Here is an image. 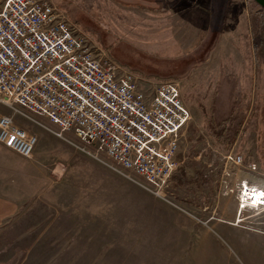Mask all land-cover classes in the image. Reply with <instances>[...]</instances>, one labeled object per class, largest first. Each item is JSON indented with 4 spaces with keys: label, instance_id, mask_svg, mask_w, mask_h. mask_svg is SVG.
<instances>
[{
    "label": "rangeland",
    "instance_id": "rangeland-1",
    "mask_svg": "<svg viewBox=\"0 0 264 264\" xmlns=\"http://www.w3.org/2000/svg\"><path fill=\"white\" fill-rule=\"evenodd\" d=\"M52 1L67 3L68 18L120 64L143 76L181 80L191 120L168 196L161 198L122 176L105 156L94 157L71 133L57 136L44 117L27 118L0 104L1 114L38 141L28 159L0 144L12 156L0 161V194L18 201L5 219L0 264L176 263L159 255L181 252L211 254L192 261L198 264H264V206L240 209L237 201L241 181L264 187V61L251 51L253 2L231 0L244 19L233 27L218 0L148 7ZM222 127L230 135L237 130L229 148L218 139ZM230 150L242 155V166L225 169ZM14 237L24 239L14 243Z\"/></svg>",
    "mask_w": 264,
    "mask_h": 264
},
{
    "label": "built area",
    "instance_id": "built-area-1",
    "mask_svg": "<svg viewBox=\"0 0 264 264\" xmlns=\"http://www.w3.org/2000/svg\"><path fill=\"white\" fill-rule=\"evenodd\" d=\"M0 104L71 133L151 194L168 196L180 141L191 120L177 79H159L114 60L52 0H0ZM37 137L0 113V144L23 158ZM227 165L242 166L228 151ZM249 168L255 170L250 164ZM137 183V182H136ZM240 209L264 206V187L241 181Z\"/></svg>",
    "mask_w": 264,
    "mask_h": 264
},
{
    "label": "crops",
    "instance_id": "crops-1",
    "mask_svg": "<svg viewBox=\"0 0 264 264\" xmlns=\"http://www.w3.org/2000/svg\"><path fill=\"white\" fill-rule=\"evenodd\" d=\"M115 1L118 2V3H131V4L139 3L140 5H142V7L143 6H147L148 7L150 5V3H156L159 6L161 4V2H162V0H115ZM56 4L59 5V7H61L62 9H64V8L66 9V7L68 8L67 3H62V1L59 2V4L58 3H56ZM216 4L219 5V9H220V7L223 6V4H226V6L224 8V12L226 13L227 18L229 20H231L232 22H234L233 27H235L237 24L239 25V21L240 20L241 21L244 20L243 17H241L243 15H240V17H241L240 18V17H238V13H234L233 10L231 9V6H230L232 4L231 0H218V2ZM203 11L205 13H208L207 10L206 11L203 10ZM247 21H248L247 27H248V30H250V22H249L248 13H247ZM236 32H238V31L233 29L232 33L235 34ZM249 35L251 37L250 32H249ZM229 36H231V35H229ZM240 37H242V39L244 41L245 40V33L243 35L241 34ZM251 42H252V39H251ZM241 50L243 52H245V49L241 48ZM251 51H252V56H253V59H254L255 58L254 57L255 54H254V50H253L252 46H251ZM177 80H179V79H177ZM179 82L181 83V91L184 94V89L182 88V81L179 80ZM0 152H1L0 153V161L3 160V159L5 160V158H4L5 155L4 154H6V155L8 154L9 158L12 157L9 153H6L5 149H3V148L0 150ZM17 203H18V201L15 198L13 199V198H10V197H5V195L0 194V243H4L5 240H6L4 238V235H3L4 229L7 228L6 224L4 225L5 219L15 210V206H16ZM8 213H10V214L7 215ZM23 239H24L23 237H14L13 241L15 243L16 240H19V242L21 243V240H23ZM6 242H7V240H6ZM210 255L211 254H209L207 252H204V253H201V252H181V253H176V254L162 253V254L159 255V256H162V257H159L160 259L166 260V261H169V260H173L174 261V260H176L178 262H176V263H174V262H167V263L163 262L162 263L161 262L159 264H198V263L192 262V261H198L199 260L200 262H205L206 260L210 259ZM14 256H15V254H14ZM0 259H3V257H0ZM9 259H10V257L7 258L6 260H9ZM154 259H157V258L155 257ZM156 263H152V264H156ZM2 264H5V263H2ZM19 264H23V263L19 262ZM201 264H205V263H201Z\"/></svg>",
    "mask_w": 264,
    "mask_h": 264
},
{
    "label": "trees",
    "instance_id": "trees-1",
    "mask_svg": "<svg viewBox=\"0 0 264 264\" xmlns=\"http://www.w3.org/2000/svg\"><path fill=\"white\" fill-rule=\"evenodd\" d=\"M254 9H250L248 16L250 22V34L252 39V47L255 56H259L260 61H264V8L259 7L254 1ZM256 7V8H255ZM256 58V57H255ZM237 130L231 135L236 136ZM230 133L225 127H222L218 139L220 142H227V148L230 147L231 141L228 142V138L231 137Z\"/></svg>",
    "mask_w": 264,
    "mask_h": 264
},
{
    "label": "water",
    "instance_id": "water-1",
    "mask_svg": "<svg viewBox=\"0 0 264 264\" xmlns=\"http://www.w3.org/2000/svg\"><path fill=\"white\" fill-rule=\"evenodd\" d=\"M254 1L259 7L264 8V0H252Z\"/></svg>",
    "mask_w": 264,
    "mask_h": 264
},
{
    "label": "bare ground",
    "instance_id": "bare-ground-1",
    "mask_svg": "<svg viewBox=\"0 0 264 264\" xmlns=\"http://www.w3.org/2000/svg\"><path fill=\"white\" fill-rule=\"evenodd\" d=\"M240 220V219H239Z\"/></svg>",
    "mask_w": 264,
    "mask_h": 264
}]
</instances>
